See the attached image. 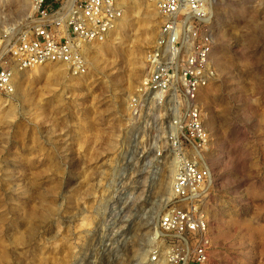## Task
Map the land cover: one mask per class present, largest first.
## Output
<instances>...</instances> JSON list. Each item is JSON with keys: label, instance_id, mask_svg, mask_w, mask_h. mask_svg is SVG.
Returning a JSON list of instances; mask_svg holds the SVG:
<instances>
[{"label": "rangeland", "instance_id": "1", "mask_svg": "<svg viewBox=\"0 0 264 264\" xmlns=\"http://www.w3.org/2000/svg\"><path fill=\"white\" fill-rule=\"evenodd\" d=\"M31 3L0 0V51ZM123 3L112 34L86 45L85 73L43 65L0 92V264H152L171 243L173 115L131 110L161 17L151 0ZM212 19L218 77L199 93L209 264H264V0H217Z\"/></svg>", "mask_w": 264, "mask_h": 264}, {"label": "built area", "instance_id": "2", "mask_svg": "<svg viewBox=\"0 0 264 264\" xmlns=\"http://www.w3.org/2000/svg\"><path fill=\"white\" fill-rule=\"evenodd\" d=\"M151 1L161 23L131 110L145 118L162 106L173 115L168 125L179 149L174 203L160 222L171 243L163 254L156 252L152 264H209V221L199 197L211 179L203 156L211 137L199 92L218 77L212 19L217 0ZM31 7L26 22L0 51V92L13 93L15 73L38 66L57 64L75 75L85 73L86 45L107 39L124 14L120 0H32Z\"/></svg>", "mask_w": 264, "mask_h": 264}, {"label": "bare ground", "instance_id": "3", "mask_svg": "<svg viewBox=\"0 0 264 264\" xmlns=\"http://www.w3.org/2000/svg\"><path fill=\"white\" fill-rule=\"evenodd\" d=\"M120 1H121V4L124 5V3H123L124 0H120ZM22 5H23V3H21V6H22ZM31 11H32V9H31ZM38 67H40V66H38ZM201 91H202V89L200 90V92H201ZM200 92H199V93H200Z\"/></svg>", "mask_w": 264, "mask_h": 264}]
</instances>
